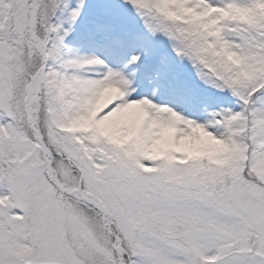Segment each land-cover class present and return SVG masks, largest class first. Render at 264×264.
I'll return each mask as SVG.
<instances>
[{
    "label": "snow or ice",
    "instance_id": "1",
    "mask_svg": "<svg viewBox=\"0 0 264 264\" xmlns=\"http://www.w3.org/2000/svg\"><path fill=\"white\" fill-rule=\"evenodd\" d=\"M0 264H264V0H0Z\"/></svg>",
    "mask_w": 264,
    "mask_h": 264
}]
</instances>
